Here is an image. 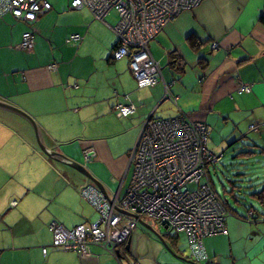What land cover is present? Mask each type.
<instances>
[{"label":"crops","instance_id":"obj_1","mask_svg":"<svg viewBox=\"0 0 264 264\" xmlns=\"http://www.w3.org/2000/svg\"><path fill=\"white\" fill-rule=\"evenodd\" d=\"M52 7L31 24L11 15L0 19V100L32 117L44 144L84 167L112 202L127 194L131 154L149 118L186 115L206 123L222 135L218 153L252 131L264 143V0H203L181 13L150 43L164 81L148 88L138 86L127 59L113 58L118 36L106 21L112 11L102 22L89 8L73 9L69 0ZM30 30L36 46L25 52L20 45ZM73 36L81 40L68 43ZM165 83L178 107L165 99ZM241 85L251 92L239 93ZM119 103L133 104L137 112L120 117ZM38 146L25 119L0 109V264H194L182 253L180 236L172 233L173 243L166 230L154 228L177 257L142 224L117 256L94 245L88 256L56 248L52 222L74 229L97 215L80 194L91 181ZM86 150L94 153L89 160ZM250 208L255 221L246 219L249 208L235 210L226 222L228 235L204 240L211 259L264 264V212Z\"/></svg>","mask_w":264,"mask_h":264},{"label":"built area","instance_id":"obj_2","mask_svg":"<svg viewBox=\"0 0 264 264\" xmlns=\"http://www.w3.org/2000/svg\"><path fill=\"white\" fill-rule=\"evenodd\" d=\"M69 2L73 9L89 8L102 22L111 11L119 14L120 21L112 28L118 36L113 58L116 61L127 59L138 86L148 88L164 81L161 67L150 52V43L181 13L198 8L203 0ZM52 8L46 0H0V19L12 15L17 20L34 23ZM71 40L81 38L73 36L67 42L71 43ZM35 46L34 31L24 33L20 49L32 52ZM213 48L217 49L218 45ZM251 90L250 85H241L238 92L249 93ZM165 99H171L178 107V98H172L166 83ZM116 110L124 118L137 112L133 104L119 103ZM251 129L258 127L253 125ZM209 136L210 127L206 123L192 121L186 115L147 119L131 154L134 174L125 198L110 203L93 183L83 186L80 194L95 210L97 220L74 229L53 222L50 230L54 246L65 252L76 251L81 256H88L94 245L117 256L119 248L128 242L139 222L118 212L117 206L140 218L147 216L168 233H186L191 258L197 263L217 264L209 257L204 240L228 235L226 222L232 213L216 193L210 177L209 166L219 163L223 155L217 156L209 150ZM93 155V151L84 152L86 160ZM249 217H253V213ZM44 253L47 254V249Z\"/></svg>","mask_w":264,"mask_h":264},{"label":"rangeland","instance_id":"obj_3","mask_svg":"<svg viewBox=\"0 0 264 264\" xmlns=\"http://www.w3.org/2000/svg\"><path fill=\"white\" fill-rule=\"evenodd\" d=\"M48 1L53 5L65 6L68 3V0ZM106 21L112 27H116L120 21L119 14L116 11H112L107 16ZM261 135L260 132L255 131L248 133L247 138H244L241 144L235 147L232 145L229 149L223 150L224 156L219 163L209 166L210 177L216 193L224 203L228 202L238 212H246L247 208L250 207H255L260 212H264V207L260 204V201L252 196L254 192H260L264 188V143ZM221 138V134H217V132L213 133L210 129L208 148L212 153L218 155L223 152L220 151L218 153L219 146L221 145L220 142L222 141ZM254 143H258L260 147L258 149L251 148ZM229 144L231 145L232 141ZM249 151L253 152L252 156L250 153L248 154ZM232 191L233 194H231ZM236 200H239V202ZM142 219L148 226H153L154 231L157 229L162 234L165 233V229L160 227L154 220L149 219L147 216L142 217ZM138 224L140 223L138 222ZM173 234L180 236L182 253L186 257H191L187 234L184 232ZM222 256L219 255V258ZM211 260L220 264L215 258Z\"/></svg>","mask_w":264,"mask_h":264},{"label":"water","instance_id":"obj_4","mask_svg":"<svg viewBox=\"0 0 264 264\" xmlns=\"http://www.w3.org/2000/svg\"><path fill=\"white\" fill-rule=\"evenodd\" d=\"M0 109L12 112V113L17 114L18 116L22 117L23 119H25L32 126V128L34 130V133H35L36 141H37L41 151L46 156H48L49 158H51V159H53V160H55L57 162L64 163L65 165H68V166L72 167L73 169H75L77 172L81 173L83 176H85L87 179H89L91 181V183L96 185L101 190V192L104 194V196L107 198V200H109L110 203H113L111 201V199H110V196H109V193H108L107 189L101 183H99L84 167H82L78 163H75V162L71 161L66 156H64V155H62V154H60V153L48 148L44 144L40 129H39L36 121L32 117H30L27 113H25L21 109L13 106V105H11V104H9L7 102L1 101V100H0ZM116 210L118 212H120L121 214H124L126 216H130V217L138 220L140 224L145 225L152 233H154L156 236H158L160 238V240L163 242V244L174 255H176L175 251L171 247L168 246V244L163 239V237L160 236L157 232H155L152 227H150L146 223H144V221L138 215H134V214L125 212V211L119 209L117 206H116ZM194 264H198V263L194 262Z\"/></svg>","mask_w":264,"mask_h":264},{"label":"trees","instance_id":"obj_5","mask_svg":"<svg viewBox=\"0 0 264 264\" xmlns=\"http://www.w3.org/2000/svg\"><path fill=\"white\" fill-rule=\"evenodd\" d=\"M47 1V0H46ZM49 2V1H48ZM12 16V15H11ZM41 16V15H40ZM39 16V17H40ZM6 17V16H5ZM3 19V18H2ZM16 19V18H15ZM19 21H21V20H19ZM24 22V21H23ZM260 22L264 25V17H262L261 19H260ZM31 24V23H30ZM31 31V30H30ZM26 33V32H25ZM118 47V44H117V46H116V48ZM115 48V49H116ZM213 183V182H212ZM215 189V188H214ZM81 191V190H80ZM231 194H233V191L231 192ZM252 196H254L255 197V199H257V200H259L260 201V204L264 207V188L260 191V192H254L253 194H252ZM237 202H239V200H236ZM224 202V201H223ZM225 204V206H226V208L232 213V215L235 213L234 211V209L230 206V204L227 202V203H224ZM14 206V205H13ZM250 213H253V217H249V214ZM255 215H256V211H254L252 208H249V213H248V217L246 218L247 220H252V221H254L255 220ZM245 219V218H244ZM53 223V222H52ZM51 223V224H52ZM166 232H167V230H166ZM172 235V236H171ZM166 237L167 238H169L170 240H172V242L173 243H175V241H176V238H174L175 236L172 234V233H169V235H166ZM173 247H175L174 245H173ZM59 249V248H58ZM61 251H63L62 249H60ZM65 252V251H64ZM71 252H76V251H71ZM80 255V254H79ZM192 259V258H191ZM193 260V259H192ZM197 263V262H196Z\"/></svg>","mask_w":264,"mask_h":264}]
</instances>
